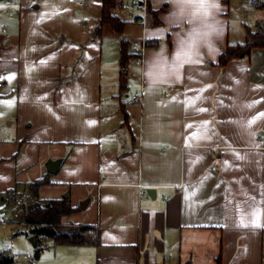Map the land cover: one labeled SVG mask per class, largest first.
I'll use <instances>...</instances> for the list:
<instances>
[{
  "label": "crops",
  "instance_id": "0c3cea01",
  "mask_svg": "<svg viewBox=\"0 0 264 264\" xmlns=\"http://www.w3.org/2000/svg\"><path fill=\"white\" fill-rule=\"evenodd\" d=\"M73 1L16 0L1 17L0 205L15 210L47 180L39 199H67L65 224L98 231V245L74 246L82 264H262L264 48L223 67L208 60L133 104L139 85L126 76L120 90L119 38L98 30L101 0ZM239 1L223 0L222 51L264 22L245 0L253 23L233 27ZM121 3L130 52L141 12ZM166 8L147 19L146 52ZM49 161H60L54 174Z\"/></svg>",
  "mask_w": 264,
  "mask_h": 264
},
{
  "label": "clouds",
  "instance_id": "9594fccd",
  "mask_svg": "<svg viewBox=\"0 0 264 264\" xmlns=\"http://www.w3.org/2000/svg\"><path fill=\"white\" fill-rule=\"evenodd\" d=\"M165 5L160 24L149 27L157 46L134 66L139 90L149 97L183 79L188 69L222 55L226 34L223 0H152L153 11Z\"/></svg>",
  "mask_w": 264,
  "mask_h": 264
},
{
  "label": "trees",
  "instance_id": "16d2710c",
  "mask_svg": "<svg viewBox=\"0 0 264 264\" xmlns=\"http://www.w3.org/2000/svg\"><path fill=\"white\" fill-rule=\"evenodd\" d=\"M101 16L98 30L104 25H109L115 35L119 38L120 47V90L126 89L125 79L127 68L131 62L132 55L128 51L129 41L123 38L126 21L122 20L115 11L122 7L121 0H101ZM256 7L264 10V0H257ZM147 19L152 24H157V12L150 10L148 6ZM148 46V43H147ZM255 48H264V22L259 21L256 30L253 32L247 29L245 41L242 44L228 45L219 56L218 65L226 66L230 61L250 54ZM48 181L40 179L29 185L30 200L23 205L21 219L27 223L35 225L32 230L43 240H51L57 245L83 246L98 245V231L90 227H83L72 224H62L65 217L74 212L67 199L43 201L39 199L38 189ZM34 242V257L38 258L43 250L41 242ZM217 264H221V259H217ZM0 264H13V257L7 252L0 251Z\"/></svg>",
  "mask_w": 264,
  "mask_h": 264
},
{
  "label": "rangeland",
  "instance_id": "374dc122",
  "mask_svg": "<svg viewBox=\"0 0 264 264\" xmlns=\"http://www.w3.org/2000/svg\"><path fill=\"white\" fill-rule=\"evenodd\" d=\"M241 2V3H240ZM245 0H240L236 3L239 6L238 14L241 17L233 19V27L235 23L240 21L253 23L254 7L246 5ZM248 23V24H249ZM253 29V25H251ZM130 93L128 89L126 95ZM26 196L19 195L15 210L11 203L6 202L0 205V251L7 252L13 257V264H82L85 260L82 251L79 247L68 245H57L51 240H43L35 232H33L32 223H27L21 219V210L23 205L29 202ZM14 198L11 197V200ZM5 222V224H4ZM62 224H65L62 221ZM38 242L41 244L43 250L40 252L39 257L35 258V247L30 241Z\"/></svg>",
  "mask_w": 264,
  "mask_h": 264
},
{
  "label": "built area",
  "instance_id": "2783aa9c",
  "mask_svg": "<svg viewBox=\"0 0 264 264\" xmlns=\"http://www.w3.org/2000/svg\"><path fill=\"white\" fill-rule=\"evenodd\" d=\"M87 0H74L73 4L75 7L81 8L84 7ZM251 5H256L257 0H247ZM123 2L129 3L133 9H137L141 12V18L139 19V24L142 28V36L140 41L134 44L131 47L130 53L132 55L131 62L127 68V77L131 79L137 80L136 74L134 72V66H136L137 62L142 58L143 53L146 52L147 49V11H148V0H123ZM16 0H0V24L2 27H5V23L1 21V17L10 16L13 14L14 5ZM2 87V83L0 82V88ZM130 103L133 104H141L142 102V93L136 92L130 96ZM260 141L263 143L264 148V128L259 137ZM5 224V222H4ZM43 238V236H40ZM264 252V249H263ZM262 264H264V258L262 260Z\"/></svg>",
  "mask_w": 264,
  "mask_h": 264
},
{
  "label": "water",
  "instance_id": "95a60500",
  "mask_svg": "<svg viewBox=\"0 0 264 264\" xmlns=\"http://www.w3.org/2000/svg\"><path fill=\"white\" fill-rule=\"evenodd\" d=\"M59 165H60V161H49L46 164V169H47L48 173L54 174L57 171ZM30 241L34 245L33 239H30Z\"/></svg>",
  "mask_w": 264,
  "mask_h": 264
},
{
  "label": "snow or ice",
  "instance_id": "6c2138e0",
  "mask_svg": "<svg viewBox=\"0 0 264 264\" xmlns=\"http://www.w3.org/2000/svg\"><path fill=\"white\" fill-rule=\"evenodd\" d=\"M253 226H254V227H260L259 223H257V222H254V223H253Z\"/></svg>",
  "mask_w": 264,
  "mask_h": 264
}]
</instances>
